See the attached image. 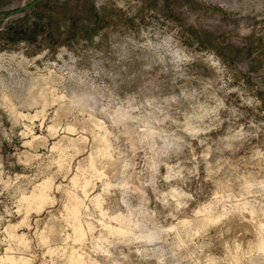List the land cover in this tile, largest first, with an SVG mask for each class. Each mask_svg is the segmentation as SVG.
I'll use <instances>...</instances> for the list:
<instances>
[{"label": "rangeland", "instance_id": "obj_1", "mask_svg": "<svg viewBox=\"0 0 264 264\" xmlns=\"http://www.w3.org/2000/svg\"><path fill=\"white\" fill-rule=\"evenodd\" d=\"M0 0V264H264V0Z\"/></svg>", "mask_w": 264, "mask_h": 264}, {"label": "water", "instance_id": "obj_2", "mask_svg": "<svg viewBox=\"0 0 264 264\" xmlns=\"http://www.w3.org/2000/svg\"><path fill=\"white\" fill-rule=\"evenodd\" d=\"M38 0H35V2H37ZM35 2H33V3H35Z\"/></svg>", "mask_w": 264, "mask_h": 264}]
</instances>
